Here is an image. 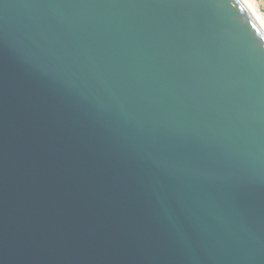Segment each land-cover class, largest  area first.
<instances>
[{
	"label": "water",
	"instance_id": "water-1",
	"mask_svg": "<svg viewBox=\"0 0 264 264\" xmlns=\"http://www.w3.org/2000/svg\"><path fill=\"white\" fill-rule=\"evenodd\" d=\"M0 264H264L242 0H0Z\"/></svg>",
	"mask_w": 264,
	"mask_h": 264
},
{
	"label": "rangeland",
	"instance_id": "rangeland-1",
	"mask_svg": "<svg viewBox=\"0 0 264 264\" xmlns=\"http://www.w3.org/2000/svg\"><path fill=\"white\" fill-rule=\"evenodd\" d=\"M258 16L264 21V0H247Z\"/></svg>",
	"mask_w": 264,
	"mask_h": 264
},
{
	"label": "bare ground",
	"instance_id": "bare-ground-1",
	"mask_svg": "<svg viewBox=\"0 0 264 264\" xmlns=\"http://www.w3.org/2000/svg\"><path fill=\"white\" fill-rule=\"evenodd\" d=\"M244 2V4L247 6V8L250 10V12L253 14V16L256 18V20L259 22V24L262 26V28L264 29V21L263 19H261L258 14L256 13V11L251 7V5L248 3L247 0H242Z\"/></svg>",
	"mask_w": 264,
	"mask_h": 264
}]
</instances>
